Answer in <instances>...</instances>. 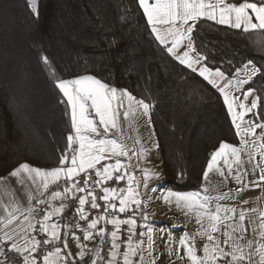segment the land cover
<instances>
[{"label": "trees", "instance_id": "16d2710c", "mask_svg": "<svg viewBox=\"0 0 264 264\" xmlns=\"http://www.w3.org/2000/svg\"><path fill=\"white\" fill-rule=\"evenodd\" d=\"M40 13L35 19L27 0H0V178L24 162L58 166L70 119L53 70L62 79L92 75L152 106L163 181L173 191L199 190L220 142L239 145L219 93L156 41L138 0H41ZM191 36L204 66L229 79L247 65L261 69L242 90L260 97L254 112L264 121V30L198 20Z\"/></svg>", "mask_w": 264, "mask_h": 264}, {"label": "snow or ice", "instance_id": "6c2138e0", "mask_svg": "<svg viewBox=\"0 0 264 264\" xmlns=\"http://www.w3.org/2000/svg\"><path fill=\"white\" fill-rule=\"evenodd\" d=\"M138 4L143 10L147 24L151 26V33L154 34L156 41L166 48L167 53L174 57L180 65L197 73L208 84L219 90L227 106V112L236 130V135L240 137L239 147L227 142H220L218 149L212 152L207 170L203 173L205 181L213 168H216L223 176V171L218 167L221 160L227 166L229 175L233 174V166H237L233 178L240 187L236 189V197L225 193L213 198L206 186L198 191L188 193L168 192L164 197L165 202L174 198L176 206L184 210L185 215H194L196 223L200 225V230L197 233L194 235L185 234L179 239L178 244L180 248H183L190 264H220L221 261L224 264H241L243 261H247V264H264V242L253 239L244 246L233 242L234 233H240L238 240L244 239V233L247 231L244 227L247 212L241 209L238 213V222L228 223V221L236 219L235 208H224L220 205H217L214 210L211 208L213 199H238L239 193L250 187L264 185V166H262L264 163V135L258 140L251 141L254 145L258 144L256 152L260 155V161L253 164L252 171L255 174L256 169L259 168V176L249 183H244L242 176L247 174V170L244 173L239 171V167L244 163L241 153L245 151L246 145L249 143L245 137H255L257 129H264V121L260 119V113L254 112L260 107V97L254 98L249 106L227 91L233 84L239 90L240 85L249 83L261 69L246 67L244 69L246 79L235 81L228 79L221 85L218 80H225L222 71H213L206 66L198 67L201 60H205L206 57L196 53L191 36L194 24H190V21L207 18L217 24L243 29L245 32L264 30V0H261L260 3L249 2V0H242V2H231V0H138ZM27 6L35 19L39 20L41 0H27ZM185 41H187L186 44ZM182 47L186 50L181 51ZM43 62L50 66L47 56L43 57ZM53 79L55 87L64 98L61 103H66L68 107L70 132L66 137V149L62 152L56 167L41 169L24 162L8 173V176L16 178L20 184L25 183V179L31 181L33 185L39 181L42 191L38 189L39 197H33L29 193L26 208L17 203L3 207V214L0 215V233H2L0 243L4 245V264H71L68 259L71 256L67 242L69 235L75 239L76 247L79 249L78 256L82 261L86 255V245L81 243V237L71 229H79L82 232L83 241L99 236L101 240L98 243L103 244L104 237L108 233L106 227H98L101 221L105 225L110 224L113 227L110 233L107 264H144L143 245L145 240L143 238H147L148 255L152 256L155 244L153 229L147 225L141 226L146 227L147 232L140 231L139 237L142 239L134 240V237L137 236L135 229L138 227L135 215L122 219L115 213H125L130 209L134 213L136 209H141L143 201L140 198V187L147 189L148 181L152 178L159 179L160 174L144 169L142 170L143 183L137 181L135 174L130 171V163L125 164L118 158L125 157L130 162V151H133V155L138 154L142 158L144 150L141 148L139 153H136L117 139L110 138L108 134L111 130L121 131L119 109L124 107L125 100L127 101V109L123 113L125 119L129 114H134L137 108L143 110L144 116H150L152 106L143 99H137L127 90H118L92 75L62 79L53 70ZM251 94V89L244 92V101H247ZM237 108L240 110L237 111ZM248 114H253L254 119L246 121L245 117ZM136 143H140L139 140ZM156 147L159 145L157 144ZM248 155L249 162L255 160V155L252 152H249ZM113 159L114 162L106 163ZM82 174L84 177L82 181L76 179ZM125 178H127L126 188L105 186L108 181L118 183L124 181ZM180 178H183V174ZM2 179L0 178V181ZM61 181H63V185ZM50 186H55V190L45 197ZM94 186L99 187L103 193L102 196L96 194ZM78 193L84 195H77ZM34 199L35 204L32 203ZM67 199L78 201L79 207L75 209V212L78 214L79 220L86 222V227H82L74 221L65 225L53 221L54 217H61L65 212L68 206L63 201ZM57 200L61 201L59 205L54 203ZM98 200H103L104 205H100ZM116 200L119 201L118 205L112 202ZM247 202V200L242 201V203ZM86 204H90L91 209L103 207L105 214H98L89 219V215L85 211ZM39 205H43V207H39ZM109 209L112 210L111 218H109ZM252 211L255 212L257 209H252ZM142 218L145 221L148 219L147 215L143 213ZM205 219L208 221L207 227L204 225ZM258 219L260 221L258 225L253 222V232L260 237L261 241H264V211L259 212ZM122 225L128 226L126 240H121ZM64 229H68V231H63L62 239L61 234ZM222 229L223 241L213 235L221 232ZM257 229H259L258 232ZM41 235L42 238H38ZM195 236L206 237L208 241L203 245L202 256L197 254L193 243ZM121 244L125 246L123 251H121ZM245 247L249 249L247 254L244 251ZM168 254L169 256L173 254L170 248ZM176 256L179 259H184V256L179 254V248L176 250ZM255 256L259 257L258 261L254 260ZM97 257L103 259L99 257L98 252ZM155 260L156 258L153 257L151 264H155ZM92 264H96V261H92Z\"/></svg>", "mask_w": 264, "mask_h": 264}, {"label": "rangeland", "instance_id": "374dc122", "mask_svg": "<svg viewBox=\"0 0 264 264\" xmlns=\"http://www.w3.org/2000/svg\"><path fill=\"white\" fill-rule=\"evenodd\" d=\"M246 67L250 69L254 66L247 65ZM246 67H244L240 72L236 74V76L233 78V81L237 79H246V73L244 71ZM244 85H240L239 90ZM233 89L235 91L237 90L235 84H233L232 86V90ZM236 96L240 99V101L246 103L249 106L251 105L252 100L256 98L253 92L248 97L247 101H244L243 92L242 94L237 93ZM126 109L127 101L125 100L124 107L119 109V112L121 113L119 117L121 131L117 132L116 130H111L108 135L110 138L117 139L120 143L126 145L128 149L134 150L136 153H139V150L142 148L144 150V155L141 158L138 154L133 155V151H130V162L125 157H119L118 159H120L125 164L130 163V171L135 174V179L141 182V184L143 183L142 170L147 169L150 172L160 174L159 179L152 178L148 181L147 189H144L143 187H140L139 189L140 198L143 201L142 211L143 214L147 215L148 217L146 221L142 218L139 232H147L146 227H141L143 225L151 227L153 229V238L155 241L153 255L149 256L146 242L147 238H143L145 240V244L143 245L144 264H151L153 257L156 258L155 264H190L187 257L185 256L183 248H180L178 241L185 234L194 235L195 233H197L200 230V225L196 223V218L194 215H185L184 210L176 206L174 198H171L169 202H165L164 197L167 196V193L176 191H173L164 185L162 164L158 147H156L157 143L153 130L148 124L146 116L142 114V109L137 108L134 114H129L128 118L125 119L123 113ZM137 140H139L140 143H136ZM114 159L112 161H106V163L114 162ZM218 167L221 171H223L224 175L221 176L220 172L217 171L216 168H213L209 172L208 178L201 186V188L206 186L213 198L222 196L225 193H229L231 197H235L237 195L236 189L239 187L236 184L235 179L233 178L235 172H233L232 175H229L227 166L223 164L222 160L218 164ZM229 180L230 182H228ZM125 183L127 187V178H125ZM231 199L232 198L221 200L213 199L211 208L214 210L217 205L228 208V203ZM204 225L205 227H207V219H205ZM222 232L223 229L221 230V232L214 233L213 235L223 241L224 236L222 235ZM139 239L142 238L139 237L138 234L137 240ZM170 240L172 241L171 243L169 242ZM233 242H238L240 245L242 243L241 240H238V237L235 236ZM193 243L195 244V247L197 249V254L202 256L203 245L208 243L206 237L195 236ZM169 248L173 252L171 256H169L168 254ZM178 248L180 256H184V259L177 258L176 250ZM220 264H224V262L221 261Z\"/></svg>", "mask_w": 264, "mask_h": 264}, {"label": "crops", "instance_id": "0c3cea01", "mask_svg": "<svg viewBox=\"0 0 264 264\" xmlns=\"http://www.w3.org/2000/svg\"><path fill=\"white\" fill-rule=\"evenodd\" d=\"M231 2H233V1H231ZM198 20H206V21H209V22H212V23L217 24L215 21L208 20L207 18H202V19H198ZM195 22L196 21H190V24H194ZM217 25L223 26V27L232 28V27H229V26H226V25H220V24H217ZM149 27L151 29V26L150 25H149ZM160 27H167V26H160ZM232 29H235V28H232ZM235 30H241V31H243V29H235ZM153 36H154V34H153ZM154 38H155V36H154ZM184 43L186 44L187 41H185ZM184 50H186V49L184 47H182L181 48V51H184ZM172 58L175 59L174 57H172ZM199 66H204L202 60H201V64L198 65V67ZM183 67H185V66H183ZM186 69H188V68H186ZM188 70L191 71L190 69H188ZM195 74H197V73H195ZM200 78H202V77H200ZM228 79L229 78L225 77V80H223V81L218 80V83H220L221 85H223ZM231 80H233V79H231ZM205 82L208 84L207 81H205ZM208 85H210V84H208ZM232 86L227 89V91H229V93L231 95L237 97L236 96L237 93H239V94H242V92L244 93V91L242 90L243 87L240 90H236L235 91L234 89L232 90ZM212 88L217 93H219V95L221 96V99H222V101L224 103L223 97L220 94L219 90L216 89V88H214V87H212ZM224 105H225V103H224ZM225 108L227 110V106L226 105H225ZM239 110L240 109L237 108V111H239ZM146 118H147L148 124L150 125L149 116H146ZM251 119H252V114L246 115V117H245V120L246 121L247 120H251ZM230 120H231V118H230ZM244 126L246 127L247 125H244ZM150 127H151V125H150ZM233 128H234V126H233ZM234 130H235V128H234ZM235 133H236V130H235ZM262 135H264V129H257L256 130L255 137H245V139H248L249 140V143L246 145L245 151L241 153V159H242V161H244V163H243L242 166L239 167V171L240 172H243L244 173L245 170H247V174L242 176V180H243L244 183H249L250 181L255 180L259 176V174H260L259 168L256 169L255 174H253V171H252L253 164L260 161V155L256 152V148L258 147V144L257 145H254L253 143H251V141L253 139H257L258 140V138L261 137ZM237 138H238V141H239V145L237 147H239L240 146V137L237 136ZM249 152H252L255 155V160L252 161V162H249V155H248ZM209 162H210V160H209ZM262 166H264V163H262ZM206 170H207V166H206L205 171ZM236 170H237V166L234 165L233 166V172H236ZM2 178H3L2 181H0V215L3 214V207L10 206L13 203H17L20 206H23V207L26 208L28 206V196H29V193L33 197H39V191H38V189H40L42 191V189L40 188V182L39 181H37L36 184L33 185V183L31 181L25 179V183L20 184V183L17 182L16 178L10 177L8 175L5 176V177H2ZM228 182H230V180ZM204 183H205V180L203 179L201 186ZM233 184H235V183H233ZM238 186L240 187V185H238ZM53 190H55V186H50L48 192L45 193V197L48 196V195H50L51 191H53ZM40 198H44V197H40ZM244 200H247L248 202L247 203H242V201H244ZM63 202L65 203V201H63ZM32 203L33 204L36 203L35 199L32 201ZM54 203L56 205H59L61 203V201L60 200H57ZM228 204H229L228 208H235L236 211H237V216H236L235 221H228V223L238 222V220H239L238 213L240 212L241 209H244L247 212V216H246V219L244 221V227L247 229V231L244 233V239L241 240V242H242L241 243V246L246 245L249 240H253V239H255L256 241H259V242H264V241H261L260 240V237L256 233L253 232V226H254L253 225V222L256 225H258L259 222H260L259 219H258L259 212L260 211H264V185H262L261 187H250L249 189L245 190L244 192L239 193V198L238 199L232 198L229 201ZM39 207H43V205H39ZM142 209L143 208L140 209L141 218H140V221L137 222V224H138V227L137 228L140 227V223L142 221V213H143ZM252 209H257V211L254 212V211H252ZM53 221L59 222L61 225L71 224V221L66 217V210L62 214L61 217H54L53 218ZM99 227H106V225L104 224L103 221H101ZM63 231H68V229L62 230V234H61L62 239H63ZM258 231H259V229H257V232ZM0 235H2V233H0ZM233 235L235 237H239L240 236V233H234ZM100 240H101V237H99V236H95L94 239H90V247L89 248L91 249L92 246L93 245H96ZM89 248H87L86 253L90 250ZM68 251H70L69 246H68ZM244 251L247 254V252L249 251V249L247 247H245L244 248ZM87 254H89V252ZM92 257H93V255L86 256V259L85 260L88 263L89 262L91 263L92 262V259H93ZM70 258L73 261H77L78 260V258H76L72 253H71ZM229 259H230V257H229ZM254 260L258 261L259 260V257L258 256H255L254 257ZM0 264H4V262L2 260V247L1 246H0ZM97 264H100V262L99 263L97 262ZM241 264H247V261H243V262H241Z\"/></svg>", "mask_w": 264, "mask_h": 264}, {"label": "built area", "instance_id": "2783aa9c", "mask_svg": "<svg viewBox=\"0 0 264 264\" xmlns=\"http://www.w3.org/2000/svg\"><path fill=\"white\" fill-rule=\"evenodd\" d=\"M110 163V162H108ZM99 167V166H98ZM83 174L80 176V177H77L76 179H79V180H83ZM61 184L63 185V181H61ZM106 187H113V188H120V187H125L126 188V183H125V180L124 181H120L118 183H115L113 181H108L107 184H105ZM95 187V191H96V194L98 196H102L103 193L100 191L99 187L98 186H94ZM77 195H84L83 193H78ZM90 199V198H89ZM65 201V204L68 206L66 208V217L71 221V223L76 222V223H79L82 227H86V222L85 221H81L79 220V216L78 214H76L75 212V209L77 207H79L78 205V201L77 200H74V199H67V200H64ZM113 203H116L118 205L119 201L116 200V201H112ZM98 203L100 205H104V201L103 200H98ZM133 208L135 206H132ZM85 211L86 213H88L89 215V219L95 217L96 215L98 214H105V210L103 207L99 208V209H91L90 207V204H86L85 205ZM139 212H140V209H136L135 212L133 213V211L130 209L129 211L125 212V213H115L117 216H119V218H122V219H127L129 216H132L133 214L135 215V219L136 217L139 215ZM108 213H109V218H111V213H112V210L109 209L108 210ZM99 227V225H98ZM127 228L128 226L127 225H122L121 226V240H126L127 239V236H128V233H127ZM106 230H107V233L108 235H106L104 237V243L103 244H98L97 245V248L94 252V255H93V259L92 261H96V264L97 262L100 264H106L107 263V253H108V250L110 248V233L111 231L113 230V227L112 225H106ZM136 230V229H135ZM71 231H74L75 234L77 236H80L81 237V243H83L84 245H86V249L85 251L87 250V248L90 247V240L88 241H83L82 239V232L79 230V229H71ZM38 238H42V235ZM135 238V237H134ZM68 246L70 248V251L71 253L76 257L78 258L77 261H73L70 257L68 258L70 261H71V264H92V262L88 263L85 259H86V255L84 257V259L81 261L79 259V256H78V251L79 249L76 247V241L74 238H72L71 235L68 236ZM119 243V241H118ZM0 246L2 247V260H3V251H4V245L2 243H0ZM62 246V245H61ZM125 248L124 244H121V251H123ZM97 252L99 253V257H102L103 259H100L97 257ZM4 262V260H3Z\"/></svg>", "mask_w": 264, "mask_h": 264}]
</instances>
